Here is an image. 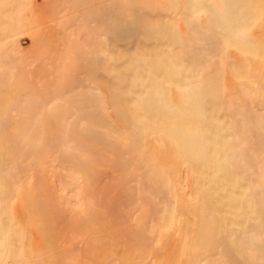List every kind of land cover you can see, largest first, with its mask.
<instances>
[{"label":"bare ground","instance_id":"obj_1","mask_svg":"<svg viewBox=\"0 0 264 264\" xmlns=\"http://www.w3.org/2000/svg\"><path fill=\"white\" fill-rule=\"evenodd\" d=\"M106 153L85 264H264V0H0V264H77Z\"/></svg>","mask_w":264,"mask_h":264},{"label":"rangeland","instance_id":"obj_2","mask_svg":"<svg viewBox=\"0 0 264 264\" xmlns=\"http://www.w3.org/2000/svg\"><path fill=\"white\" fill-rule=\"evenodd\" d=\"M99 139H96L97 144L99 143ZM104 142V141H103ZM104 146V144H103ZM112 154L106 153V154H100L97 157V165L95 167L88 166L87 167V173H88V181L92 182L93 184H90L91 191L89 194L92 196L95 202V211L96 214L93 216L89 212V217L86 219V228L84 231V238L86 239V243H83L82 238V232L80 228V216L75 213V218L71 217V215L68 213L67 209H64V211L61 212L62 217L61 220L56 221L55 225L62 226L64 231V241H66L65 249L67 251V256L71 257L72 259H77V264H85L88 262L92 256L93 253V245L91 242L96 238L98 232V228L100 225H103L105 222L113 223V211H110V214L108 212V208L110 205L115 203L116 205H120L119 200L123 199L127 196V192L129 191L127 184V180L121 179V182L118 184L119 187L111 185V189L113 192L110 194H106L107 187L110 185H106V181H114L119 178L118 171L112 166L111 159L113 157ZM95 158V157H94ZM95 168V169H94ZM104 178V179H103ZM120 184H125L121 186ZM88 189L87 186L81 187V190L84 192ZM72 190V189H70ZM97 198V199H96ZM53 203H56L53 201ZM18 208V220L22 224L26 218H27V206L26 204H21V200L17 202ZM118 211V209H116ZM108 220V221H105ZM104 220V222H102ZM118 224V223H117ZM120 225V224H118ZM70 226V228H69ZM122 226V225H120ZM112 225H103L100 228V235L104 238L107 234L112 232ZM32 231V229H31ZM122 233H125L122 229L119 231ZM91 235H93L92 238ZM117 239V238H115ZM117 241H114L112 244H107L102 250L108 251V252H114L116 251V244ZM121 243H118V246H120ZM112 248L114 251H110ZM89 249H92L91 251H88ZM84 251V258H80V253Z\"/></svg>","mask_w":264,"mask_h":264}]
</instances>
